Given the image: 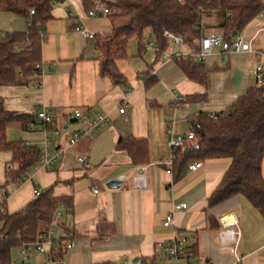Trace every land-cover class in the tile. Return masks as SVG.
<instances>
[{
	"label": "crops",
	"instance_id": "obj_1",
	"mask_svg": "<svg viewBox=\"0 0 264 264\" xmlns=\"http://www.w3.org/2000/svg\"><path fill=\"white\" fill-rule=\"evenodd\" d=\"M95 2L109 8L116 0H56L45 28L39 76L34 74L26 85L0 86V105L7 111L31 115L35 122L33 128L21 122L9 124L7 139L41 150L45 127L36 116L45 110L52 119L46 128L51 131V150L60 152L51 167L38 163L16 184L8 183L6 177L7 171L16 167L10 164L11 154L0 152V203L12 214L34 199L35 189L39 193L51 189L52 196L62 201L54 211L51 228L63 245H72L57 259L32 252L24 260L20 250L14 249L13 264H171L161 258L156 245L166 244L176 229L183 232L189 248L184 264H264L263 212L241 196L207 208V198L228 160L191 161L188 164L202 165L190 172L187 164L178 179L174 171L167 175L160 163L173 155L170 141L189 134L188 117L226 111L256 86L255 68L261 65L264 69V15L241 32L251 41V52L229 54L224 59L222 46L205 59L204 85L189 80L176 58L165 59L164 53L172 55L176 47L167 42L166 50L160 52L149 31L141 45L136 37L127 41L126 56L115 61L124 82L116 84L100 73L96 40L73 31L76 25L94 37L111 31L109 14L86 16ZM26 26L24 18L0 12V34L24 32ZM184 51L189 52L186 46ZM194 95L204 97L191 100ZM176 96L183 97L186 105L173 106ZM121 106L123 113H119ZM75 110L88 117L106 113L109 122L94 137H83L69 146L70 134L85 127L74 118ZM54 130L60 134L56 136ZM127 136L146 140L147 164L133 165L128 154L116 148L119 138ZM78 158H84V163ZM261 171L264 179V158ZM134 174L145 176V189L132 188ZM110 180L121 185L110 189L106 186ZM94 188L98 194L93 193ZM180 203H185L186 209L173 211ZM171 212L175 227H164L162 222ZM230 212L237 215L241 232L235 250L233 244H222L218 237L220 217Z\"/></svg>",
	"mask_w": 264,
	"mask_h": 264
},
{
	"label": "trees",
	"instance_id": "obj_2",
	"mask_svg": "<svg viewBox=\"0 0 264 264\" xmlns=\"http://www.w3.org/2000/svg\"><path fill=\"white\" fill-rule=\"evenodd\" d=\"M56 0H0V12L20 16L26 21L24 32L0 34V86H21L29 83L35 66L41 61V47L46 25L52 19ZM111 31L95 36L100 52V73L116 84L124 82L115 61L126 56L127 41L136 37L140 45L145 31L153 36L160 52L168 43L163 32L182 37L189 52L199 51L203 34L216 29L222 35L223 51L230 49L235 35L264 15V0H116L109 7ZM87 10L89 8L87 7ZM143 49V47L141 46ZM185 76L200 85L206 81L202 63L189 58L175 59ZM191 96V100L203 99ZM192 134L173 149L175 179L191 161L228 160L222 178L207 198V208L234 196L243 197L254 209L264 213V179L261 164L264 158V72L261 83L249 88L228 110L215 114L198 113L187 119ZM34 122L31 115L5 110L0 105V152L11 154L10 164L16 166L6 173L8 183L16 184L39 163L41 150L22 141H9L7 126ZM118 150L125 151L133 165L148 163L146 140L131 136L119 138ZM51 189L35 196L21 210L0 215V264H13L12 251L39 239L51 228L58 204ZM4 209V202L0 203ZM61 241V240H60ZM62 246V241L60 242ZM195 246H192V254ZM63 250L51 258L57 259Z\"/></svg>",
	"mask_w": 264,
	"mask_h": 264
},
{
	"label": "built area",
	"instance_id": "obj_3",
	"mask_svg": "<svg viewBox=\"0 0 264 264\" xmlns=\"http://www.w3.org/2000/svg\"><path fill=\"white\" fill-rule=\"evenodd\" d=\"M116 12V9H109L106 6H103L100 2H95L93 7L87 11V17H95L98 14H110ZM73 31L80 34L87 40H93L94 35L90 33L85 27L82 25H76L73 28ZM163 38L171 45L176 47V51L174 54L164 53V58L169 60L173 57L176 59L180 58H189L193 62L203 63L205 59L212 53L215 48H221L223 46L222 35L217 31L206 32L202 35L199 42V51L196 53L186 52L184 51V40L182 37L176 36L172 33L163 32ZM251 41H246L245 37L242 33H238L234 36V39L231 43L230 49L226 52H222V56L224 59H227L229 54H239L244 52H251ZM264 55V53L262 54ZM41 68L40 64L35 66L36 70ZM264 69L261 65H257L255 68V81L256 85L261 83L262 75ZM35 76H39V74H35ZM173 106L186 105V102L183 97L176 96L172 102ZM124 112V106L119 108V113ZM74 118L78 119L80 122L85 124V127L79 128L72 132L68 137V145H75L81 138L83 137H94L97 133H99L102 129H104L108 122L109 116L106 113H101L95 115L94 117H88L81 111L75 110L73 112ZM36 119L40 121V123L45 127L43 130V139H42V148L39 159V164L45 168L51 167L55 162H57L60 158V152L55 153L51 150V141L50 135L51 131H49L47 126L51 125L52 119L46 113L45 110H41L37 113ZM35 122H30L28 127L33 128ZM53 134L58 136L60 132L58 130L52 131ZM192 136L191 132L187 136H179L175 140L170 141L171 149H174L177 146H180L185 138H190ZM79 163H84V158H78ZM161 165L165 167V172L167 175H171L172 165H173V155L164 159L161 162ZM202 165V162H192L188 164V170L190 172H194L198 170ZM122 181L123 179L120 178ZM172 183L168 185L171 186ZM131 185L135 190H143L146 188V178L143 174H134L131 176ZM98 188L93 189L94 194H98ZM39 190H34V195L38 196ZM187 205L185 203L175 204L173 206V211L186 209ZM5 210L0 207V215L4 214ZM56 216H60V212H57ZM220 225L221 229L218 232L219 241L222 244H233L234 250L236 249L238 242L241 237V232L238 228V219L237 215L233 212L224 214L220 217ZM164 227H175L173 212L167 214L162 222ZM264 231V226H263ZM157 248L161 252V258L172 261L171 264H184L182 263L185 258L189 254V248L186 244L185 235L180 230H174L171 239L166 243H158ZM72 247L71 244L61 246L60 241L56 239L55 232L52 228H50L46 233L41 234L39 239L31 244L23 245L19 250L23 259L26 260L28 254L40 253L47 257L54 256L58 250H68ZM239 262V258L236 257V263ZM16 264V263H14Z\"/></svg>",
	"mask_w": 264,
	"mask_h": 264
},
{
	"label": "water",
	"instance_id": "obj_4",
	"mask_svg": "<svg viewBox=\"0 0 264 264\" xmlns=\"http://www.w3.org/2000/svg\"><path fill=\"white\" fill-rule=\"evenodd\" d=\"M235 36V32L231 34V37ZM121 185V182L118 180H110L106 183V186L110 189H116Z\"/></svg>",
	"mask_w": 264,
	"mask_h": 264
},
{
	"label": "rangeland",
	"instance_id": "obj_5",
	"mask_svg": "<svg viewBox=\"0 0 264 264\" xmlns=\"http://www.w3.org/2000/svg\"><path fill=\"white\" fill-rule=\"evenodd\" d=\"M211 30L216 31V29H211Z\"/></svg>",
	"mask_w": 264,
	"mask_h": 264
}]
</instances>
